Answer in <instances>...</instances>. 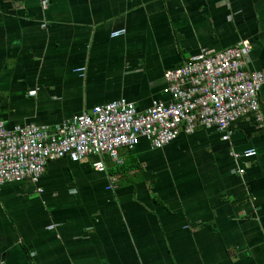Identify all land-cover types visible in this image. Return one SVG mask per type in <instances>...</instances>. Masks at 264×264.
Instances as JSON below:
<instances>
[{"label":"crops","instance_id":"obj_1","mask_svg":"<svg viewBox=\"0 0 264 264\" xmlns=\"http://www.w3.org/2000/svg\"><path fill=\"white\" fill-rule=\"evenodd\" d=\"M240 41L264 76V0H0V121L55 127L120 98L143 111L169 101L167 70ZM259 104L227 142L198 128L3 185L0 263L264 264V84Z\"/></svg>","mask_w":264,"mask_h":264},{"label":"built area","instance_id":"obj_2","mask_svg":"<svg viewBox=\"0 0 264 264\" xmlns=\"http://www.w3.org/2000/svg\"><path fill=\"white\" fill-rule=\"evenodd\" d=\"M122 34L123 30L112 36ZM251 48L249 42L240 41L224 50L202 51L180 67L167 70L164 79L169 101H153L143 111L120 98L55 127L25 124L9 129L0 121V188L26 181L36 184L47 164L61 159L79 163L105 155L120 163L119 151L131 150L141 140L160 149L198 128L214 130L222 141H229L237 121L252 118L257 124L262 122L259 93L264 76L248 67ZM254 155L253 150L232 154L236 161ZM93 168L105 170L102 162L93 163Z\"/></svg>","mask_w":264,"mask_h":264}]
</instances>
